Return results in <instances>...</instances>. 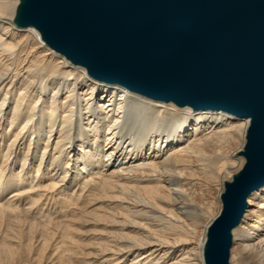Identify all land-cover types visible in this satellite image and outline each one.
I'll list each match as a JSON object with an SVG mask.
<instances>
[{
	"label": "bare ground",
	"instance_id": "bare-ground-1",
	"mask_svg": "<svg viewBox=\"0 0 264 264\" xmlns=\"http://www.w3.org/2000/svg\"><path fill=\"white\" fill-rule=\"evenodd\" d=\"M49 15L0 0V264H217L253 119L96 78ZM227 239L264 264V183Z\"/></svg>",
	"mask_w": 264,
	"mask_h": 264
},
{
	"label": "water",
	"instance_id": "water-1",
	"mask_svg": "<svg viewBox=\"0 0 264 264\" xmlns=\"http://www.w3.org/2000/svg\"><path fill=\"white\" fill-rule=\"evenodd\" d=\"M62 53L96 78L156 100L252 118L248 164L214 227L218 264L246 199L264 183V3L249 0H45ZM185 29L188 33L182 31Z\"/></svg>",
	"mask_w": 264,
	"mask_h": 264
},
{
	"label": "rangeland",
	"instance_id": "rangeland-1",
	"mask_svg": "<svg viewBox=\"0 0 264 264\" xmlns=\"http://www.w3.org/2000/svg\"><path fill=\"white\" fill-rule=\"evenodd\" d=\"M10 2H12L13 4H14V2H15V0H9ZM22 3H23V1H22ZM3 97V96H2ZM54 135H55V133H54ZM217 264H218V261L216 262Z\"/></svg>",
	"mask_w": 264,
	"mask_h": 264
}]
</instances>
